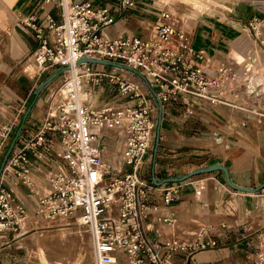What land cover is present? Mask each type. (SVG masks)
I'll use <instances>...</instances> for the list:
<instances>
[{"label":"built area","instance_id":"2783aa9c","mask_svg":"<svg viewBox=\"0 0 264 264\" xmlns=\"http://www.w3.org/2000/svg\"><path fill=\"white\" fill-rule=\"evenodd\" d=\"M45 1L59 2L60 17H46L48 35L44 27L35 25V17L30 18L28 26L41 42L33 54L40 67L34 76L69 66L60 88L64 99L56 108L49 107L38 130L23 147L10 154L0 175V234L20 231L25 216L38 213L30 211L15 191L3 185L5 175L13 173L36 195L32 190L35 182L29 178L33 176L29 153L44 149L67 163L62 170L41 169L51 186L50 192L39 199L46 207L44 215L62 216L86 226L93 239L97 264H175L174 257L183 258L184 264H202L195 255L216 248L215 240L158 243L149 236V193L155 185L146 174V166L157 126L158 104H162L163 112L166 103L182 105L185 116L194 113L197 101L225 103V84L231 79L228 69L221 68L216 77H211L196 61L200 56L194 49L192 35L180 29L168 11H161L154 26L155 35L150 39L113 37L106 33L116 22L110 8H97L89 1ZM136 5V0H122L119 12L127 14ZM259 25L257 21L251 24L257 38L261 35ZM85 57L140 71L155 95L134 71L82 61ZM105 81L115 96L95 106L88 97ZM24 112L23 105L15 120L0 122V158ZM106 121L125 124L123 135L112 132L119 141L123 138L121 146L117 143L115 163L106 157L103 144L111 133L100 134ZM23 135L19 139L24 140ZM55 144L62 146L61 153L54 150ZM178 188L164 189L167 203L179 199ZM257 258L253 264H264L263 253Z\"/></svg>","mask_w":264,"mask_h":264},{"label":"crops","instance_id":"0c3cea01","mask_svg":"<svg viewBox=\"0 0 264 264\" xmlns=\"http://www.w3.org/2000/svg\"><path fill=\"white\" fill-rule=\"evenodd\" d=\"M88 1L97 8H110L112 15L116 16V22L106 29V33L113 37L152 38L155 35L154 26L164 10L158 7L157 1L136 0V7L121 15L119 10L122 0H79L80 3ZM240 2L244 7L234 9L236 17L220 7L205 13L200 19L192 20L194 22L188 20L185 24H179L180 29L193 37L194 49L200 56L197 63L211 77H216L221 68L228 69L230 77L234 78L229 81L232 83L246 71L237 68L233 54L243 44L240 43V35L244 27L249 29L251 36L254 35L252 28L248 27V24L253 23L252 20L261 21V35L255 40L264 50V0ZM159 6L162 7L160 4ZM49 14L59 20L58 1L0 0V122H11L13 119L8 115L9 112L17 116L19 108L24 105L26 110L27 102L30 108L34 101L43 74L30 76L23 72L25 62L21 70H17L21 61L28 60L29 55L33 56L41 45L35 30L28 26L30 18L35 17V25L44 27L45 34L48 35L45 19ZM250 46L247 45L246 49H250L251 53L253 49ZM236 89L234 87L231 96L224 98L226 102L223 104L207 103V106L205 102L197 101L193 114L184 116L178 113L180 109L174 108V113L179 115L173 114L169 119L172 123H165L167 134L161 136L156 157L154 173L158 180L179 177L218 163L229 169L236 185L257 188L264 183V130L258 127V119L253 117L255 114H250L246 109L247 102L243 103V99L234 97ZM104 91L105 87L102 92ZM40 101L42 100L37 98L21 131L25 139H19V136L12 152L23 147L38 130L40 121L47 113L46 111L43 115V109L36 112L38 108H42ZM201 125L210 132L206 134L201 131ZM196 131L198 133L192 134ZM16 133H13L10 143ZM107 138L111 142H103L104 147L115 150L119 143L118 136L111 133ZM57 145L55 144V151L58 150ZM29 155L33 164L32 173L44 184L49 185L41 169H66L67 163L54 152L39 149L30 151ZM152 171L151 168V179ZM5 182L27 204L30 211L35 210V206H38L34 199L36 195L17 175H5ZM170 186H179V199L167 203L164 189ZM39 188L40 185L36 189L38 194ZM149 204L152 212L147 228L152 240L164 243L177 239L191 241L198 237L217 242L216 248L200 251L195 255L194 258L199 263L253 264L254 257L263 253L264 189L258 193L235 190L227 184L224 172L215 171L196 175L183 182L155 185L149 193ZM42 219L44 217L30 216L25 222V229L28 230L26 235L38 228L31 230L32 222L35 225L37 220ZM9 235L10 233L0 234V240L7 239ZM9 243L0 242V264H5ZM173 262L185 263L181 257H174Z\"/></svg>","mask_w":264,"mask_h":264},{"label":"rangeland","instance_id":"374dc122","mask_svg":"<svg viewBox=\"0 0 264 264\" xmlns=\"http://www.w3.org/2000/svg\"><path fill=\"white\" fill-rule=\"evenodd\" d=\"M154 1H157L160 5H162V7H160L159 4L156 2V4H158V7L160 9H164V11H168L174 16V19H175L177 26H179V24H182L184 22L186 23L188 20L192 21L194 19H200L201 17L204 16L205 13H207L209 11H215L220 7H222L227 13L232 14L236 17V14H234V9H236L237 7H244L243 5H241V2H240L241 0H154ZM192 22H194V21H192ZM251 22H255V20H252ZM257 22L260 23L258 29H260V31H261V21L257 20ZM248 27L251 29L250 24H248ZM251 31L254 34L252 36H251L249 29L244 27V30H242V34L240 35L241 36V42L240 43H243V44L239 45V47H238L239 51L234 53L233 55L235 56V60H236L235 64H236L237 68L245 69L246 71L254 73L257 70L263 71V69H264V50H262L260 48V46L257 44V42L255 40L257 38L255 31L253 29ZM249 44L251 45L250 47H252L251 49H253V52H251V53L249 51L250 49H246L247 45H249ZM29 57H31V55H29ZM24 62H26V60L21 61L17 71L21 70V66ZM33 68L35 70V67L32 65V69ZM107 70H110V69L108 68ZM22 71L24 72L23 68H22ZM55 71L56 70H53V69L47 71L45 74H43L40 81L43 82L48 76H50ZM124 74L127 75L126 72H124ZM242 75L243 74H241L239 79L236 80L235 82H233V83L230 82L231 86H229V87L225 86L226 91H225L223 96L224 97H227L228 95L231 96L232 90L234 89V87L235 88L237 87V89L235 91L236 95L234 97L235 98L238 97L239 100L243 99L244 100L243 103L247 102L248 106L246 109L250 111L249 112L250 114H253V113L256 114L255 116H257L259 118V120H258L259 126L258 127L261 130H264V92H262V93L258 92V90H260L262 88L264 89V86L260 85L259 87H257V89H252L250 86L249 79L245 76H242ZM263 75H264V73H263ZM65 79H66V74L60 75L55 81H53L40 94V96L38 98H39V100L40 99L42 100V101H40L42 108H38L36 112H39V110L43 109L42 113L44 115V113L49 109V107H51V105L53 106V103L54 104L57 103V101L53 102L54 98H55V94L57 91L60 90ZM232 79H234V78L232 77L230 79V81ZM104 87H105V91L103 93L102 90ZM250 90L252 91L251 93L249 92ZM114 96H115V93L111 92V86L107 83V81H105L101 87L96 89V92L90 98L93 99V100H91L93 105L100 106V105H103L104 101L108 102L109 100L113 99ZM34 97H35V95H34ZM209 104L205 103V105H207V106ZM26 107H27V109L25 110V113L21 115L19 125L15 126L14 133H16L17 130L20 128V126L23 122L24 116L28 111V108H29L28 102L26 104ZM174 108L180 109V112H178V113H181L182 115L184 114V106H182V105L174 106L172 103H166L165 104V110L163 112V122H162V127H161V132H160L161 136L164 134H167V125L165 123L170 121L169 119L171 118V116L173 114L179 115V114H177V112L174 113ZM158 114H159V109H157V115ZM8 115L10 117H12L11 119H13V120L16 119V116H14L13 114H10V112ZM43 115L41 117H43ZM197 117H200V116H197ZM13 120H11V121H13ZM240 121H242V120H240ZM169 123H172V122L170 121ZM199 128L201 131H203L206 134H207V132H210V130L205 129L202 125ZM182 131H185V130H182ZM155 132H156V130H155ZM194 133H198V132L197 131L192 132V134H194ZM203 136H205V135H203ZM155 138L156 137L154 136V140H153L151 149H150L149 154H148V161H147V166H146V174H149V175L151 173L150 169L152 168L153 161H154ZM109 141L111 142L110 138H106V140H104V142H109ZM160 143H161V138H160ZM10 145H11V143L9 144L6 151H4V153L2 154V157L0 158V169H1V164H2V162L6 156V153L9 149ZM111 148L112 147H108L107 149L108 150H114ZM159 148H160V144H159L158 150H159ZM58 152H59V149H58ZM106 154L112 161H115L117 158V154H114L115 157H113V155H110V154H113L111 151L109 153L106 152ZM2 173H3V171H2ZM32 175L33 176H29V178L32 179L35 182L34 185H36V182H37L36 179H38V178L34 174H32ZM7 186H8V184L6 182H4L3 187L6 188ZM35 187L36 186H33L32 190L36 193ZM40 187L44 188L43 186H40ZM38 191H40V188ZM39 193L42 196H45L47 193H49V190L46 189V194H43L41 192H39ZM31 216H33V217H44V220H48V221H51L54 219V218H50V217H46V216H40V215H31ZM29 217L30 216H28L24 222H26V220ZM56 219H59V218L56 217ZM62 220H63V224H67L69 227H79L76 224H74V223H78L75 220H68L67 219V221H65L64 219H61V221ZM40 222L41 221L39 220L38 222L35 223V225H33L34 223H32V225L30 226L31 230L38 227L32 233H29L26 235V231H28V230L25 229V223H24L23 228H21L20 231L11 232L7 239H4V240L1 239L0 240V242H2V241H5V242L9 241L10 242L7 245V246H9V248L5 254L6 255L5 256V260H6L5 264H80L82 262V260H81L83 257L82 254H84V252H85L84 251L85 246H86L85 244H87L91 240L89 235L86 233V231H84L83 229H79L81 232L80 240L77 241L76 243H74V245H72L73 246L72 249H70V252H68V254L65 256L67 258L64 257V260H66L67 262L63 263V262L58 260V235L62 231H57V233L54 236L48 235V234H50L48 231L39 230L40 228H42L44 226V225L40 224ZM60 229H58V230H60ZM86 229L89 231V229L87 227H86ZM79 230H77V232H79ZM33 234H36V236L38 238V242L36 244H33V246H31L30 245V243H31L30 238ZM197 238L198 237H194L191 241L190 240L189 241L188 240H182V239H179V240L177 239L176 241H178L180 243L189 244L191 242L198 240ZM47 242L48 243L50 242L51 246H53L54 248L53 247H47ZM39 246L43 250L40 253L37 252L39 249ZM262 252L264 255V249ZM254 260H258V258L254 257ZM92 264H97L96 258H95V252H94V262Z\"/></svg>","mask_w":264,"mask_h":264},{"label":"bare ground","instance_id":"6f19581e","mask_svg":"<svg viewBox=\"0 0 264 264\" xmlns=\"http://www.w3.org/2000/svg\"><path fill=\"white\" fill-rule=\"evenodd\" d=\"M185 24V22L183 23ZM33 63V64H32ZM32 65L35 67V70L34 68L32 69ZM23 70L26 74L30 75V76H34L35 74H39L40 72V67L37 65L36 63V60H35V57L34 56H31L28 60H26V62L24 63L23 65ZM80 70H83L82 68ZM264 69L263 71L261 70H257L256 72L254 73H251L249 71H245V73H242L243 75L242 76H245L249 79L250 81V86L252 89H257V87H259L260 85L264 86ZM69 73V72H67ZM226 87H229L231 86L230 85V82L226 83L225 84ZM250 93L252 92L251 90L249 91ZM259 93H262L264 92V89H260L258 90ZM57 97V98H56ZM56 99V100H55ZM64 99V91L61 89L59 91V93L57 94V96H55L54 98V101L53 102H56V104L53 103V108H56L57 105L60 103V101H62ZM88 99L91 101L93 99H91L90 97H88ZM257 113V112H256ZM256 115V114H255ZM253 115V117H256L258 120L259 118L257 116ZM125 124L122 123V122H113V121H106L104 123V126L102 127V129L100 130V134L101 136H103L104 134L106 133H112V132H119L121 135L124 134V131H125ZM119 144L120 146L123 144V138L122 140L119 141ZM119 146V148H120ZM58 149H59V152L61 153L62 152V146L60 144L57 145ZM117 149L111 151L113 154H110V155H113V157H115L114 154H117L116 151ZM107 153L110 152V150H107V148H105V155L106 157L109 159V161L115 163V161H112L108 156H107ZM119 166V164H117ZM36 187H35V191H36V197L34 198L35 199V203L38 205L37 207L35 206V211H38V213L36 212H32V214H28L25 216V218L22 220V224H21V228H23V224L25 223V219L28 217V216H31V215H40V216H45L44 214L46 213V207L42 206L40 204V201L39 199L43 196H40L37 192V187L38 185L40 186H43L44 188H40V191L41 193L43 194H46V189L49 190L50 192V188L51 186L50 185H47V184H44L42 181L40 180H37L36 179ZM46 188V189H45ZM39 190V189H38ZM48 194V193H47ZM46 194V195H47ZM47 214V213H46ZM46 217H50V218H54L53 220L51 221H48V220H44L42 219L40 224L44 225L42 228H40L39 230H45V231H48L50 234L48 235H51V236H54L57 231H62L59 235H58V260L63 262V263H66L67 261L64 260V257L68 254V252H70V249H72V245H74V243H76L77 241L80 240V237H81V232L79 229H83L84 231H86V233L89 235L90 237V241L85 244V252L82 257V262L80 264H92L94 262V243H93V239H92V236H91V233L90 231H88L86 229V226L80 224V223H74L76 224L77 226L79 227H69L67 224H63V220L61 221L60 218L64 219L65 221H67L66 218L62 217V216H49L47 215ZM56 217H58L59 219H56ZM32 218V217H31ZM42 218V217H41ZM30 219V217H29ZM32 220V219H31ZM27 221V220H26ZM33 221V220H32ZM39 221V220H37ZM36 221V222H37ZM33 223V222H32ZM27 224V223H26ZM62 224V225H61ZM29 225V224H28ZM34 225V224H33ZM73 225V224H72ZM61 228V229H60ZM60 229V230H58ZM77 230H79V232H77ZM197 239H203V238H197ZM83 241V240H82ZM81 241V242H82ZM30 245L33 246V244H36L38 242V238L36 236V234H33L30 238ZM78 244V243H77ZM80 244V243H79ZM185 244V243H184ZM47 247H53L51 246L50 242L48 243L47 242ZM54 248V247H53ZM42 248L39 246V249L37 252H42ZM42 255V254H41ZM67 258V257H65Z\"/></svg>","mask_w":264,"mask_h":264},{"label":"water","instance_id":"95a60500","mask_svg":"<svg viewBox=\"0 0 264 264\" xmlns=\"http://www.w3.org/2000/svg\"><path fill=\"white\" fill-rule=\"evenodd\" d=\"M82 61H87V62H91V63H103V64H106V65H111V66H118V67H122V68H125L127 70H131V71H134L135 73H137L144 81L145 83L149 86L150 90L152 91L153 95H155V92H154V89L152 88V86L150 85V82L148 80V78L143 74L141 73L140 71H136V70H133L131 67H128V66H125V65H122V64H119V63H114V62H108V61H100V60H95V59H90L88 57H85L82 59ZM69 69V66H62L60 67L59 69H57L55 72H53L50 76H48L41 84L40 86L38 87L37 91H36V94H35V98H34V101L33 103L31 104L30 108L28 109L27 113L25 114L24 116V119H23V122L20 126V128L18 129L17 133H16V136L14 138V140L12 141L7 153H6V156L1 164V169H0V175L10 157V154L12 153V150L15 146V143L18 139V137L20 136L21 134V131L24 127V124L32 110V107L35 103V101L37 100V98L40 96V94L53 82L55 81L60 75H62L66 70ZM158 109H159V114L157 115V127H156V132H155V143H154V151H155V154H154V161H153V165H152V181L153 183L156 185V186H163L164 184H167V183H174V182H183V181H186L196 175H200V174H208V173H211V172H215V171H222L224 172L225 174V177H226V181H227V184L235 189V190H238V191H242V192H247V193H258L260 192L261 190L264 189V183L257 187V188H249V187H242V186H239V185H236L233 181H232V178H231V174H230V171L229 169L224 166V165H221V164H213L209 167H206V168H201V169H197L195 171H192V172H189L185 175H182V176H179V177H170V178H167V179H163V180H158L157 177L155 176V173H154V170H155V164H156V157H157V152H158V147H159V144H160V138H161V135H160V132H161V127H162V122H163V106L161 103L158 104Z\"/></svg>","mask_w":264,"mask_h":264}]
</instances>
